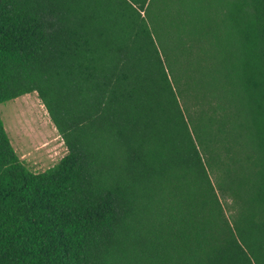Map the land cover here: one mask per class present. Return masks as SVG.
<instances>
[{"label": "trees", "instance_id": "1", "mask_svg": "<svg viewBox=\"0 0 264 264\" xmlns=\"http://www.w3.org/2000/svg\"><path fill=\"white\" fill-rule=\"evenodd\" d=\"M0 264H264V0H0Z\"/></svg>", "mask_w": 264, "mask_h": 264}, {"label": "rangeland", "instance_id": "2", "mask_svg": "<svg viewBox=\"0 0 264 264\" xmlns=\"http://www.w3.org/2000/svg\"><path fill=\"white\" fill-rule=\"evenodd\" d=\"M0 116L11 145L30 170L42 171L66 153L35 92L1 103Z\"/></svg>", "mask_w": 264, "mask_h": 264}, {"label": "bare ground", "instance_id": "3", "mask_svg": "<svg viewBox=\"0 0 264 264\" xmlns=\"http://www.w3.org/2000/svg\"><path fill=\"white\" fill-rule=\"evenodd\" d=\"M18 105V104H17Z\"/></svg>", "mask_w": 264, "mask_h": 264}]
</instances>
